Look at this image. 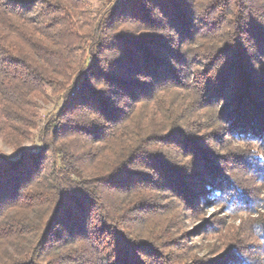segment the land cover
Instances as JSON below:
<instances>
[{"label": "trees", "instance_id": "trees-1", "mask_svg": "<svg viewBox=\"0 0 264 264\" xmlns=\"http://www.w3.org/2000/svg\"><path fill=\"white\" fill-rule=\"evenodd\" d=\"M105 2L0 0V264H185L182 214L257 201L264 0ZM250 226L254 261L197 264H261Z\"/></svg>", "mask_w": 264, "mask_h": 264}, {"label": "rangeland", "instance_id": "rangeland-1", "mask_svg": "<svg viewBox=\"0 0 264 264\" xmlns=\"http://www.w3.org/2000/svg\"><path fill=\"white\" fill-rule=\"evenodd\" d=\"M83 1L86 3L87 10L92 14V17L97 16V21H99L103 12L111 5L106 3L105 0ZM117 1L114 0L113 3ZM57 105L58 103L40 106V127L45 119L58 108ZM38 133L39 130L33 131L32 137L24 145L25 149H31L38 144ZM0 153L7 158H14L12 150L5 147L1 139ZM253 185L255 190L252 194L255 195L257 201H255V204H248V207H250L248 210L241 209L230 214L215 206L212 200L207 198L208 205L204 207L202 217L198 219L196 217L190 218L182 214L183 216L176 223L179 224V232L177 230V235L173 241L181 246L176 248L178 245H175L173 242L167 243L168 246H171L172 258L174 260L175 258L177 260L186 258L187 263L184 262L185 264H197L199 262L198 260H202L203 262L215 261L219 256L227 252L229 247L241 246L246 252L245 256L254 261L257 257L255 255L257 242L254 239L250 220L260 214L264 215V181L261 184L253 183ZM261 264H264V258Z\"/></svg>", "mask_w": 264, "mask_h": 264}]
</instances>
